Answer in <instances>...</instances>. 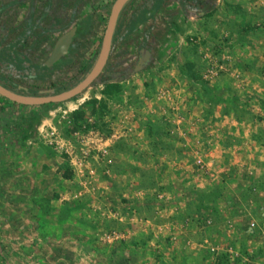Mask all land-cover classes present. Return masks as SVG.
<instances>
[{
	"label": "rangeland",
	"instance_id": "374dc122",
	"mask_svg": "<svg viewBox=\"0 0 264 264\" xmlns=\"http://www.w3.org/2000/svg\"><path fill=\"white\" fill-rule=\"evenodd\" d=\"M174 10L176 11V9ZM214 11L209 13L205 19H210V17L213 19ZM107 18L108 16H106V22ZM106 22L104 21L101 27L97 46L101 42L100 38L104 32ZM235 23L240 26L239 22L236 21ZM209 24H202L206 31L209 29ZM248 24L252 26L248 30L249 34L257 35L260 33V31H257L260 26L252 23ZM224 27L226 26L222 24L217 26L216 20H212V32L216 35L215 37H213V34L209 38L206 34L199 33L202 29L201 24H199L198 29L200 30L198 33L194 31L186 32L182 43L176 37L174 39L173 37L169 38L166 46L160 43L157 48L158 50L162 47L159 52L160 57L157 55L155 63L150 68L143 70L144 75L143 71L135 72L132 75H135L136 82H133L134 78L131 76L128 80L118 82L117 85L95 84L69 101L37 107L17 105L15 107L14 104L0 97L1 105L5 102L16 108V115L14 113L0 114V123L9 126L10 132H13V137L10 136L8 139L19 145L21 155H18V157H21L22 162L25 161L30 164V171L34 173L37 169L42 171L39 175V181L34 182L26 177L24 185L27 190L30 189L34 196H41L38 199L40 202L38 205L41 210L39 218L43 227V229L41 228L42 231L38 230V233H33L35 237H30V234L29 237L24 236L23 239L26 243L46 249L49 246L48 242L50 244L57 243L55 239L60 237L72 239L74 243L71 244L73 246L77 243H84L85 237L76 232L79 225L89 224L97 227V220L101 222L103 216L109 221L108 223L112 229L104 232L102 229H99V231L93 229L92 235L90 234L91 240L94 239V242L97 240L102 241L101 236L104 233L108 232L107 234L110 236L117 233V230L113 229V227H117L114 226L112 221L114 217L108 216L107 213L105 215L100 213L98 206L102 207L104 203L102 204L101 199H98V197L105 196L107 199L109 198L106 202L108 206L106 208L110 210H117L119 204L120 206L126 204V201L125 198L121 200L113 199L119 188L116 182L117 178L107 175L102 171L101 166H98L101 155L95 148L98 144L96 140L99 142L100 137L104 136L101 133L96 134V132L101 130V117L107 111H110L107 100L124 97H163L176 100L180 98V100L178 99V105H171L168 100V102L164 101L162 105L156 102V106H153L157 112L158 122H154L151 127L149 126L151 133L148 144L150 147L162 144L164 151H160V149L152 150L146 158L147 166H144L146 161H143L141 167H136V173L140 176L137 190L144 188L146 193L144 199L132 201V206L144 210L147 214L155 208L165 205L180 207L181 211L177 216L178 219L197 224L201 233H206L208 238L218 237L221 231L217 229L224 221V214H217L218 216L215 219L212 217V214L215 213V206H218L217 200L212 199V195L216 193L222 196L221 202L224 206L225 198L223 196L226 190L230 191L232 189L240 193H246L248 187L244 185L243 181L241 182V174H239L236 181H232L234 187L229 188L228 184L230 183L226 185L225 177L227 173H221L220 168L227 163L226 152L224 151L226 143H228L226 142V136L212 135L207 131L213 123L228 120V118H224V115H230L231 113L233 116H241L242 112L246 113V111L252 113L250 117L254 120L251 122L256 125L258 109L256 99L264 98V95L257 91L259 89L258 84L261 81L259 76L264 77V71L256 70L254 67L256 60L260 57L257 58L256 55H253V58L252 55L248 54V48L238 50L239 52L231 57L232 62L240 65L241 68L248 62L247 67H249V70L242 72L236 70L233 65V68H235L233 70L229 68L228 71H219L213 75L212 71H209L213 62H218L219 58L226 52L231 53L227 47L230 46L229 39L224 37L226 33ZM228 27L234 31L231 25L228 24ZM222 32L223 35L220 36ZM262 33L264 35V28ZM90 51H94V47ZM90 51L86 55L88 59L91 56ZM254 59L256 60L254 61ZM168 62L180 65L177 69L178 72L174 73L178 75L179 80L186 79L184 81L187 82L185 85L179 81L176 85L161 86L163 79L158 75L162 73L161 68L163 65ZM147 75H150V78H147ZM242 75H244V80L240 77ZM235 77H239L241 82L236 83ZM239 78L236 80H239ZM129 85L133 89L142 90L143 93L134 95L130 91ZM183 88L185 91H183ZM178 106L180 109H178ZM178 110H181V114L185 118L183 128L187 132L184 135L171 133L173 122H175L172 114L180 117ZM0 113H2V110ZM200 115H203L205 121H202ZM245 115L244 118L248 116ZM228 123H230V120ZM228 123H226L227 126H229ZM190 128H194V131H198L200 135H191ZM52 130H55L59 135L57 144L49 141V133ZM90 139L95 140L88 141L86 145L90 146L91 153L87 157L92 158L94 156L97 158V162H94V164L92 162L91 167L87 168L89 180L86 184L88 188H86L83 177L84 172L80 168V171H78L76 160L80 158V145ZM218 145L221 147L217 150L221 153L219 158L220 167L215 168L217 172L215 174L212 170V154L216 152L214 148ZM83 159L86 160V158ZM151 160L153 165L149 166L148 161ZM220 180L222 181L219 182ZM80 191L82 193L79 195ZM165 196L170 197L169 200H165ZM242 201L249 203L250 209L248 208L246 212L231 213L230 218L236 220L238 234L241 236L243 233L245 234L242 237H245L248 243V245H245L246 254L249 257H256L257 255L258 257H264L263 200L258 199L256 195H248L247 199ZM233 204L238 207L241 206L239 201ZM83 208L92 209L94 212L97 210L99 216L95 214L87 216L84 211H80ZM212 221L220 222V224L214 225ZM51 223H55L57 226L55 231V228L48 230L44 226ZM65 225H70V227H65ZM100 228L104 227L100 226ZM62 240L60 241L62 242ZM57 244H59V241ZM52 248L55 249V247ZM56 250L68 251V249L60 248ZM237 262L238 259L235 256L233 263ZM223 263L224 259L221 258L220 264Z\"/></svg>",
	"mask_w": 264,
	"mask_h": 264
},
{
	"label": "crops",
	"instance_id": "0c3cea01",
	"mask_svg": "<svg viewBox=\"0 0 264 264\" xmlns=\"http://www.w3.org/2000/svg\"><path fill=\"white\" fill-rule=\"evenodd\" d=\"M112 1L104 0L101 3L103 11L101 17L99 16V20L102 21V24H104V18L109 14ZM216 1L214 17L213 19L210 17L211 20L209 18L205 19L206 16L186 19L180 7L174 4L170 9H176V15L172 21L171 29L162 37L161 45L166 46L171 37L173 39L178 38L182 43L186 32L194 31L198 33L200 30L198 29L199 24L202 28L199 33L206 34L209 38L212 34L215 37L216 35L212 32V20H216L217 26L220 24L226 26L224 27L226 29L224 37L229 39L230 46L227 47L231 53L226 52L219 58L218 62H213L211 66L213 70L216 71L219 66L226 68V71L229 68L231 70L236 68V70L242 72L249 70V67H247L248 62L245 65L246 68L245 66L241 68L240 65L232 62L231 57L233 54L236 55L239 52L238 50L248 48V54L252 57L253 55H256L257 58L260 57L259 59L256 58L257 60L254 59V61L256 60L255 65L251 64L254 65L256 70L264 71V35L262 33L264 28V0ZM236 21L239 22L240 26L235 23ZM208 23H210L209 29L206 31L202 24ZM248 23L260 26L257 29L260 33L257 35L249 34L248 30L252 26ZM228 24L234 28V31L228 27ZM139 32L140 30L133 33L130 39L136 38ZM98 35L93 37L92 40L91 48L94 47V51L98 47ZM222 35L223 32L220 36ZM161 49L162 47L157 50L159 57ZM94 51H90V58H92ZM226 58L229 59V62H226ZM233 65L235 68H233ZM178 67L180 65L178 63L173 64V62L163 65L161 68L162 73L158 75L163 79L161 86L176 85L179 81L184 85L187 83L184 82L186 79L179 80L178 75L174 73ZM146 73L148 74V71ZM132 77L134 78L135 75ZM240 77L244 80V75ZM259 77L261 81L258 84L259 89L257 91L264 95V77ZM147 78H150V75H147ZM237 78L239 77H235V82H241V79L236 80ZM133 82H136L135 78ZM129 89L134 95L143 93L142 90L133 89L131 85H129ZM130 91L128 92L132 94ZM183 91H185L184 88ZM134 95L133 97H135ZM178 99L180 100V98L176 100L163 97H124L107 100L110 111H107L101 117V130L96 132V134L101 133V135H104L100 137L99 142L96 140L98 144L95 149L101 155L98 166H101L102 171L107 175L117 178L116 182L119 188L113 199L121 200L125 198L126 204L121 205L123 208L119 204L117 210H110L106 208L108 207L106 202L109 198L107 199L105 196L98 197V199H101L102 204L104 203V206H98L100 213L113 216V224L117 226L113 227L117 230V233L111 236L112 239L106 238L108 232L101 236V240L104 242L100 240L94 242V239L91 240L90 234L92 235L93 229L98 231L102 229L103 232L112 229L105 216H103L104 219L102 218L101 222L97 220V227L89 224L79 225L76 232L85 237L84 243H77L73 246L71 244L74 243L72 239L60 237L55 239L57 243L59 241V244L48 242L49 246L46 249L44 247L40 248V246H32L24 241V236L29 237L30 234V237H35L33 233H38V230L43 229L39 218L41 210L38 205L40 204L38 199L41 196H34L30 189L27 190L24 186L26 177L34 182L39 181V175L42 171L37 169L34 173L30 171L29 163L21 161V157H18V155H21L19 145L8 139L10 136L13 137V132H10L9 126L0 123V264H220L221 258L224 259L223 264H234L233 259L235 256L238 259L235 264H264V257H258V255L249 257L246 254L245 245H248V243L246 238L242 237L245 234L243 233L242 236L238 234L236 220L230 218L231 213L246 212L248 208L250 209L249 203L242 201L247 199L248 195H256L264 203V98L256 99L258 108L256 125L251 122L254 120L250 117L252 113L246 111V113L242 112L241 116H233L231 113L230 115H224V118H228V120L213 123L207 131L212 135L226 136V142H228L224 149L227 161L224 167L219 165L221 153L217 150L220 146L214 148L216 152L212 154L213 172L216 174L215 168L220 167L221 173H227L225 183L226 185L230 183L228 184L229 188L235 186L232 181H236L239 174H241V182L243 181L244 185L248 187L246 193H240L232 189L230 191L226 190L223 196L225 198L224 206L221 202L222 196L216 193L212 195V199L218 202L212 217L215 219L218 215L224 214L222 225L220 222L212 221L214 225L220 224L217 229L221 231L218 237L208 238L206 233H201L197 224L178 219L177 216L181 211L180 207L165 205L154 210L151 209L152 211L147 214L144 210L132 206V201L144 199L146 193L144 188L137 190L140 176L136 173V167H141L143 161H146L147 156H149L148 153L152 150L160 149V151H164L162 144L151 147L148 144L151 133L149 126L151 127L154 122H158L157 112L153 106H156V102L162 105L164 101L168 102V100L171 105H178ZM14 106L16 107V105ZM14 106L5 102L2 105L0 104V111L2 110L0 114L14 113L16 115ZM178 109H180L179 106ZM177 112L180 113L181 118L172 114L175 122H173L171 133L184 135L187 132L183 128L185 118H183L181 110ZM245 114L248 115L246 118H244ZM200 117L202 121H205L203 115H200ZM229 120L230 123H228ZM238 123L240 125L237 126ZM189 131L193 136L200 135L198 131H194V128H190ZM94 140L84 141L80 145V158L76 160L78 171H80V168L84 172L83 177L86 188H88L86 184L89 180L87 168L91 167L92 162L93 164L97 162L96 157H87L91 153L90 146L86 145L88 141ZM83 158H86V160L84 161ZM148 162L150 163L149 166L153 165L152 160ZM144 166H147V161ZM81 193L82 191L79 195ZM69 197L71 198V196ZM169 198L165 196V200H169ZM234 201H239L241 206L234 205ZM80 211H84L87 216L94 214L99 216L97 210L94 212L92 209L83 208ZM65 212L67 213V211ZM112 212L113 214H111ZM70 225H65V227H70ZM44 226L48 230L55 228L54 231L57 227L55 223ZM100 226L104 228H100ZM52 247H55V249ZM57 248L68 249V251L56 250Z\"/></svg>",
	"mask_w": 264,
	"mask_h": 264
},
{
	"label": "trees",
	"instance_id": "16d2710c",
	"mask_svg": "<svg viewBox=\"0 0 264 264\" xmlns=\"http://www.w3.org/2000/svg\"><path fill=\"white\" fill-rule=\"evenodd\" d=\"M103 1L0 0V85L23 95L60 93L71 88L90 71L98 55L100 44L92 58H86L93 37L103 26L99 20ZM174 4L190 19L207 16L217 1L129 0L116 23L107 63L92 85H117L150 68L162 37L171 29L176 14L170 8ZM74 26L68 54L45 66L55 40ZM138 30L139 35L131 40Z\"/></svg>",
	"mask_w": 264,
	"mask_h": 264
},
{
	"label": "water",
	"instance_id": "95a60500",
	"mask_svg": "<svg viewBox=\"0 0 264 264\" xmlns=\"http://www.w3.org/2000/svg\"><path fill=\"white\" fill-rule=\"evenodd\" d=\"M129 0H114L111 4L107 22L102 35L98 55L86 76L76 85L60 93L49 91L47 95H23L14 93L0 85V97L22 106L37 107L48 104H57L69 101L82 94L92 86L95 79L103 71L111 50L112 38L121 11ZM76 26L61 34L54 42L50 55L44 62L45 66H51L59 59L68 54L70 45L73 41ZM140 70L139 68L137 69Z\"/></svg>",
	"mask_w": 264,
	"mask_h": 264
},
{
	"label": "built area",
	"instance_id": "2783aa9c",
	"mask_svg": "<svg viewBox=\"0 0 264 264\" xmlns=\"http://www.w3.org/2000/svg\"><path fill=\"white\" fill-rule=\"evenodd\" d=\"M226 62H229V59H227L226 58ZM217 65V64H216ZM215 65V66H216ZM209 71H212V75L213 74H217L219 71H226V68H224V67H221V66H219V67H217V69H216V71L215 70H213V67L212 68H210V70ZM58 139H59V135L57 134V132L55 131V130H52L50 133H49V141L51 142H53V143H55V144H57L58 143ZM61 148V147H60ZM67 151V150H66ZM198 163H200V162H198ZM107 239H112L111 238V236H109V235H107V237H106Z\"/></svg>",
	"mask_w": 264,
	"mask_h": 264
},
{
	"label": "flooded vegetation",
	"instance_id": "af4514ba",
	"mask_svg": "<svg viewBox=\"0 0 264 264\" xmlns=\"http://www.w3.org/2000/svg\"><path fill=\"white\" fill-rule=\"evenodd\" d=\"M85 76H86V75H85ZM85 76H83L80 80H78L74 85H76L77 83H79V82H80ZM74 85H73V86H74ZM73 86H72V87H73ZM69 89H70V88H69ZM64 91H65V90H64ZM47 94H48V93H47ZM47 94H45V95H47Z\"/></svg>",
	"mask_w": 264,
	"mask_h": 264
}]
</instances>
